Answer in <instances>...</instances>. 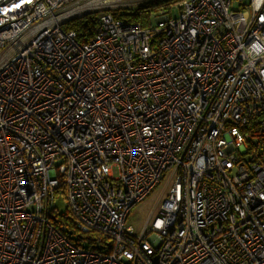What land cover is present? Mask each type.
I'll list each match as a JSON object with an SVG mask.
<instances>
[{
    "label": "built area",
    "instance_id": "2783aa9c",
    "mask_svg": "<svg viewBox=\"0 0 264 264\" xmlns=\"http://www.w3.org/2000/svg\"><path fill=\"white\" fill-rule=\"evenodd\" d=\"M156 1L0 0V264H264V0Z\"/></svg>",
    "mask_w": 264,
    "mask_h": 264
},
{
    "label": "rangeland",
    "instance_id": "374dc122",
    "mask_svg": "<svg viewBox=\"0 0 264 264\" xmlns=\"http://www.w3.org/2000/svg\"><path fill=\"white\" fill-rule=\"evenodd\" d=\"M174 8H177V4L174 5ZM236 8L238 5L236 3L233 4ZM133 8L132 10H135ZM150 17V25H154L156 23V19L158 18L160 11H151L148 10ZM177 14V9H173L172 15L175 16ZM171 188V183H168V177L162 182L161 185L143 202L135 206L126 222V227H131L135 233H139L146 222L151 218V221L159 214V209L164 203L168 191ZM55 207L60 213H65L67 211V200L66 197L62 194H58Z\"/></svg>",
    "mask_w": 264,
    "mask_h": 264
},
{
    "label": "trees",
    "instance_id": "16d2710c",
    "mask_svg": "<svg viewBox=\"0 0 264 264\" xmlns=\"http://www.w3.org/2000/svg\"><path fill=\"white\" fill-rule=\"evenodd\" d=\"M181 1L182 0H159L136 8L135 10H120L116 14L127 22L140 23L143 27H147L150 25V14L148 10L160 11L162 9H170L173 5H176ZM96 17V15H88L81 19L72 21L65 27V29L74 30L80 41L90 39L95 33Z\"/></svg>",
    "mask_w": 264,
    "mask_h": 264
},
{
    "label": "water",
    "instance_id": "95a60500",
    "mask_svg": "<svg viewBox=\"0 0 264 264\" xmlns=\"http://www.w3.org/2000/svg\"><path fill=\"white\" fill-rule=\"evenodd\" d=\"M4 4V2L2 4H0V6H2Z\"/></svg>",
    "mask_w": 264,
    "mask_h": 264
}]
</instances>
